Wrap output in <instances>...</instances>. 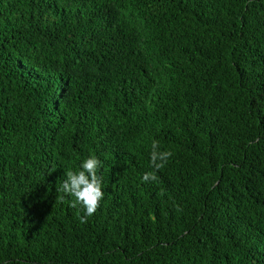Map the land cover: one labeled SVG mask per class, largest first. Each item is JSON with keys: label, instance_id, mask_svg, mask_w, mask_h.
I'll return each instance as SVG.
<instances>
[{"label": "trees", "instance_id": "trees-1", "mask_svg": "<svg viewBox=\"0 0 264 264\" xmlns=\"http://www.w3.org/2000/svg\"><path fill=\"white\" fill-rule=\"evenodd\" d=\"M0 264H264V0H0Z\"/></svg>", "mask_w": 264, "mask_h": 264}, {"label": "clouds", "instance_id": "clouds-1", "mask_svg": "<svg viewBox=\"0 0 264 264\" xmlns=\"http://www.w3.org/2000/svg\"><path fill=\"white\" fill-rule=\"evenodd\" d=\"M149 156L150 167L158 171L168 162L172 153L168 150H161L159 141L154 139L151 143ZM101 163L97 157L89 156L80 163L78 171H67L65 178L60 181L58 191L73 197L70 207L79 206L83 210V215L79 217L81 223H86L87 218L95 214L104 197L102 177L98 175ZM157 180L158 177L154 171L144 172L141 176L142 183Z\"/></svg>", "mask_w": 264, "mask_h": 264}]
</instances>
